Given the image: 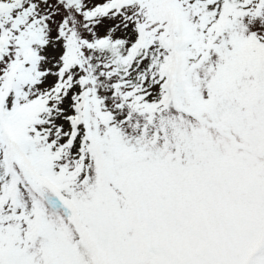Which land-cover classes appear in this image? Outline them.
<instances>
[{"label":"snow or ice","instance_id":"6c2138e0","mask_svg":"<svg viewBox=\"0 0 264 264\" xmlns=\"http://www.w3.org/2000/svg\"><path fill=\"white\" fill-rule=\"evenodd\" d=\"M0 264H264V0H0Z\"/></svg>","mask_w":264,"mask_h":264}]
</instances>
